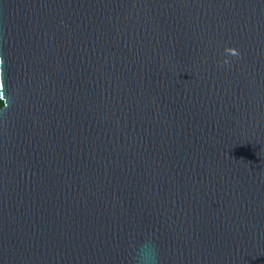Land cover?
Instances as JSON below:
<instances>
[{
  "label": "water",
  "instance_id": "1",
  "mask_svg": "<svg viewBox=\"0 0 264 264\" xmlns=\"http://www.w3.org/2000/svg\"><path fill=\"white\" fill-rule=\"evenodd\" d=\"M0 82V264H264V0H0Z\"/></svg>",
  "mask_w": 264,
  "mask_h": 264
},
{
  "label": "clouds",
  "instance_id": "2",
  "mask_svg": "<svg viewBox=\"0 0 264 264\" xmlns=\"http://www.w3.org/2000/svg\"><path fill=\"white\" fill-rule=\"evenodd\" d=\"M225 55L222 60L218 61L220 65L231 66L233 59H238L242 54L240 50L235 46H226L224 49ZM4 92L5 87L4 83L0 82V105L4 101ZM7 109V106H4L0 110ZM145 248L151 249V254L145 256L143 250ZM158 247L154 240L151 237H146L143 242L139 243L138 247L135 249L134 255L132 257L134 264H157L158 262Z\"/></svg>",
  "mask_w": 264,
  "mask_h": 264
},
{
  "label": "trees",
  "instance_id": "3",
  "mask_svg": "<svg viewBox=\"0 0 264 264\" xmlns=\"http://www.w3.org/2000/svg\"><path fill=\"white\" fill-rule=\"evenodd\" d=\"M2 105H3V104H2ZM2 105H0V107H1Z\"/></svg>",
  "mask_w": 264,
  "mask_h": 264
}]
</instances>
